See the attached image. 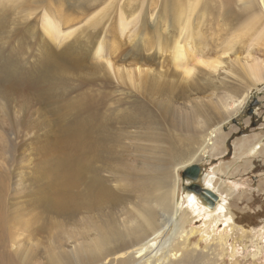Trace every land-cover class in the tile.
Instances as JSON below:
<instances>
[{"label": "rangeland", "instance_id": "obj_1", "mask_svg": "<svg viewBox=\"0 0 264 264\" xmlns=\"http://www.w3.org/2000/svg\"><path fill=\"white\" fill-rule=\"evenodd\" d=\"M127 1L0 0L6 29L19 33L0 49V264H117L114 255L98 259L91 248L93 241L105 237L108 225L114 234L130 227L134 221L131 211L135 213V206L143 204L135 191L139 181L148 185L143 200L149 208L159 187L148 179L159 174L171 189L175 170L179 177L177 215L153 240L157 250L151 249L150 255L157 252L153 257L160 259L155 264H264V85L251 90L244 108L221 124L222 141L216 155L208 154L192 164L200 169L193 184L182 179L187 167L177 170L173 158L188 150L183 137L197 129L196 117L205 113L213 120L221 119L222 110L216 103L237 98L239 88L250 82L242 63L237 65L233 54L222 57L224 70L233 78L231 84L199 93L182 76V69L198 65L197 59H215L214 47L203 49L197 42L189 43L184 48L188 54L175 67L171 46L164 41L162 55H154L156 38L149 30L150 42L139 52L122 46L111 55L102 53L101 59L82 61L79 66L87 69L75 70L59 55V39L51 41L43 30L46 24L60 20L58 38L75 31L71 37L103 33L105 26L117 25L115 14L120 7H127ZM170 1L176 6L172 23L168 17L172 25L165 34L158 33L167 41L194 0ZM231 1L239 5V0ZM135 2H143L145 7L148 0ZM90 19L98 23L92 27ZM76 23L78 29L67 32ZM34 28L59 66L56 70L51 61L42 63L38 70L48 75L38 77L35 88L19 87L17 78L5 68L15 61L13 65L22 75L19 65L29 66L31 74H36L33 60L20 61L19 49ZM262 48L258 47L260 52ZM236 55L242 58V54ZM105 60L110 61V67ZM141 71L146 75L160 71L157 82L163 90L150 92L135 86L134 78ZM194 73L202 75L199 70ZM129 77L134 80L129 82ZM173 147L179 152L171 153ZM206 176L215 188L211 191L227 203L225 218L220 214L215 217L211 211L216 204L207 208L193 192L192 185L206 189ZM95 179L118 197V203L69 206L65 212L50 210L45 204L51 197L78 198ZM188 194L195 204L188 203ZM170 208L168 217L157 211L159 221L172 217Z\"/></svg>", "mask_w": 264, "mask_h": 264}, {"label": "bare ground", "instance_id": "obj_2", "mask_svg": "<svg viewBox=\"0 0 264 264\" xmlns=\"http://www.w3.org/2000/svg\"><path fill=\"white\" fill-rule=\"evenodd\" d=\"M257 1L258 4L254 5L255 2L253 3V0H239V5H236V1L231 0H194L193 3L189 4L186 14L178 20L175 26V35L171 41H167V38H163V35L166 33L165 30L172 25H170L168 17L174 13L176 6L172 1L167 2V0L163 2L148 0L145 7L143 2L139 4L135 0H128L126 2L127 7H120L115 14L117 25L115 27L112 25L105 26L103 33L95 32L93 35H88L86 32L77 38L71 37L75 35V31L71 36L58 38L60 37L58 35L60 33L58 30V26L61 24L60 20L46 24L43 30L45 29L46 35H50L51 41L59 39L60 44L58 45L62 46L59 55L70 61L71 68L69 69L75 70L85 68L84 66H79L82 61L93 60L95 58L101 59L102 53L106 56L111 55L121 49L122 46H127L131 52H139L148 44V41L150 42V39L147 38L149 30L153 31L156 38L153 41V43L155 42L154 55H162L163 50L160 49V46L164 41L165 45L171 46L172 61L175 67L180 64L179 59L186 55V53L188 54V50L184 51V48L189 43L197 42L203 49L210 46L214 47L217 49L215 59L211 61H199L197 59L198 65L192 66L188 70L177 69H182V76L199 93H206L207 90L208 92L212 91L217 86L220 88L221 86L224 87L231 84L230 81L233 78L226 72L227 70H224L222 57L233 54L235 56V58L233 57L235 63L237 65L240 62L242 63L241 65L245 67L250 82L239 88L240 93L238 92L239 96L237 98L229 97L216 103L219 109L222 110L220 114L221 119L213 120L209 114L205 113L201 114L200 117H196L197 129L192 134L183 137L185 138L183 141L188 150L183 156L177 155L173 158V161L179 165L177 170H181L185 167L189 168L192 164L206 158L208 154L212 156L216 155L222 141L219 137L221 124L224 120H228L244 108L251 90L264 85V59L260 58V55L264 56V50L260 52L258 49L260 46L264 49V4L263 0ZM70 7L81 8L78 5H70ZM170 19L172 23V16ZM97 23V19L89 20V24L92 27ZM79 25L77 23L73 24L66 30L68 32L78 29ZM6 27L4 17L0 14V49L8 45L19 34L17 31L7 30ZM130 27L131 30L129 31V36H127L128 33L126 34V32ZM161 31L164 34L159 35L158 33ZM39 33L38 29L34 28L31 30L21 43V48H19L22 54L20 61L33 60L31 63H35L33 67L36 68V74H31L32 70L29 66L21 67L19 65L18 68L23 71L22 75L13 65L16 63L15 61L9 63L5 68L10 76L17 78L19 87L35 88L34 82L36 79L38 77L45 78L48 75L42 70H38V67L42 63L51 61L49 64L53 68L59 66L57 59L48 53L49 49L42 45ZM236 48L238 52H236ZM35 50L37 51L36 54H34ZM237 53L242 54V58H238ZM0 55L2 57V52H0ZM242 59L243 61H240ZM105 62L110 67V61L105 60ZM25 65H28V63H25ZM196 70H199L202 75L195 74ZM160 76V71L156 72V74L147 75L144 71H141L134 78L136 79L135 86L145 91L147 89L150 92L163 90V87L157 82ZM134 79L129 77V82ZM38 83L42 84V81H38ZM233 87L234 85L232 84L231 88ZM227 88L229 89V87ZM2 93V88H0V94ZM256 148L252 151L253 153L256 151ZM170 152L175 154L179 150L173 147L170 149ZM148 180L152 182V185L156 189L159 187V194L154 200V205L151 206L149 204V208H146L143 199L146 198L145 190L148 185L144 181H139L135 186V191L142 196L138 197L142 199V206L136 205L134 208L135 213L131 211L134 221L131 222L130 227L126 231L114 234L112 231H108L112 229L108 225L105 233H103L105 237L100 236L93 241L91 248L98 259L114 255V261L117 264H135L137 262L139 264H155L156 262H160L159 258L153 257L157 252L152 256L150 255L151 249L157 250V245L153 243V240L160 236L161 230L166 229L177 215V210L175 209L178 204L175 200L179 177L175 170L173 172L171 189H168L167 180L159 174ZM203 180L206 190L212 192L215 188L211 186V179L206 176ZM186 196L190 205L195 204L196 200L192 195L188 194ZM118 201L119 199L116 195L109 192L98 179H95L82 196L78 198L74 196L51 197L45 200V204L50 210L65 212L69 206L103 207L112 206L118 203ZM215 204V209L211 211V213L215 214V217L218 216L217 214H220L222 218L228 216L225 213L227 203L223 199L218 197ZM170 206L173 207L172 217L166 221H159V212L157 211H160L162 216L163 213L167 214L168 217L171 211ZM203 213L208 214L209 212L203 210ZM211 213L209 214L211 215ZM163 222L166 224L163 225ZM176 225L174 223L175 228ZM171 256H175V254ZM161 259L163 260L164 257ZM142 260L144 262L140 263Z\"/></svg>", "mask_w": 264, "mask_h": 264}, {"label": "water", "instance_id": "obj_3", "mask_svg": "<svg viewBox=\"0 0 264 264\" xmlns=\"http://www.w3.org/2000/svg\"><path fill=\"white\" fill-rule=\"evenodd\" d=\"M199 175L200 169L196 165H192L189 168L183 170L182 179H187L194 184L196 181H198ZM192 189L195 190H193V192L197 194L198 197H200V199L204 202L207 208L214 207V204L218 200V197L214 193L204 188H199L195 185H192Z\"/></svg>", "mask_w": 264, "mask_h": 264}]
</instances>
